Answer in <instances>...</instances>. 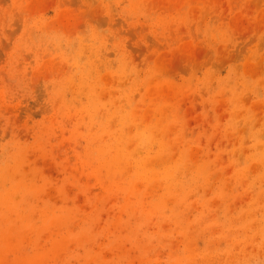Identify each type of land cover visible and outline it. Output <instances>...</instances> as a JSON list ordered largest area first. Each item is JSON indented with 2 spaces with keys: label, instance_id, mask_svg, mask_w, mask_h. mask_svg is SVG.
Wrapping results in <instances>:
<instances>
[{
  "label": "rangeland",
  "instance_id": "rangeland-1",
  "mask_svg": "<svg viewBox=\"0 0 264 264\" xmlns=\"http://www.w3.org/2000/svg\"><path fill=\"white\" fill-rule=\"evenodd\" d=\"M0 264H264V0H0Z\"/></svg>",
  "mask_w": 264,
  "mask_h": 264
}]
</instances>
